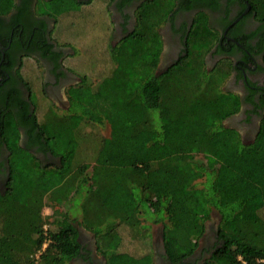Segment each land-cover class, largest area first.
I'll return each mask as SVG.
<instances>
[{
    "label": "trees",
    "instance_id": "obj_1",
    "mask_svg": "<svg viewBox=\"0 0 264 264\" xmlns=\"http://www.w3.org/2000/svg\"><path fill=\"white\" fill-rule=\"evenodd\" d=\"M248 1L264 19V0ZM13 4L0 0V13ZM81 4L50 0L43 12L67 22ZM169 10L141 7L134 32L108 44L109 74L95 82L82 76L67 89L68 109L36 118L32 136L58 161L43 164L28 150L11 148L0 196V264H73L84 256L79 228L94 236L102 264H154V224L161 225L166 262L193 264L213 210L217 243L203 250L200 264H264V144L258 143L264 122L248 144L224 126L238 111L239 97L222 89L230 62L206 70L208 47L195 43L200 25L187 40V54L157 71L161 40L155 27ZM91 123L108 124L109 134L83 137V125ZM197 154L205 163L195 160ZM235 159L234 166L245 167L233 168ZM110 176L112 184H106ZM240 182L248 192L233 196L230 185ZM45 206L53 212L44 217ZM122 226L149 250L140 256L119 251Z\"/></svg>",
    "mask_w": 264,
    "mask_h": 264
},
{
    "label": "flooded vegetation",
    "instance_id": "obj_2",
    "mask_svg": "<svg viewBox=\"0 0 264 264\" xmlns=\"http://www.w3.org/2000/svg\"><path fill=\"white\" fill-rule=\"evenodd\" d=\"M47 1L50 0H13V7L0 13V196L4 195L8 182L13 145L28 150L43 164L58 161L49 151L40 150V144L32 136L37 129L35 113L40 106L45 108L44 113L68 109L67 89L82 80L66 64L69 52L73 51L53 39L52 32L61 27V15L54 18L43 12ZM74 1L83 3L80 7L92 2ZM99 1L110 23L109 46H116L134 32L141 7L170 8L155 27L161 40L157 71L167 69L187 54V40L200 25L195 43L201 44L202 50L208 47L203 54L206 70L230 62L222 89L239 97L238 111L223 124L235 129L243 143L253 141L264 122V19L259 18L248 0ZM31 70L38 91L26 75ZM8 125L10 133L6 134ZM11 135L16 141L11 142ZM79 241L88 259L83 256L72 263L102 264V257L88 250L89 239L80 233ZM152 248L154 264H168L161 256V244L152 241Z\"/></svg>",
    "mask_w": 264,
    "mask_h": 264
},
{
    "label": "rangeland",
    "instance_id": "obj_3",
    "mask_svg": "<svg viewBox=\"0 0 264 264\" xmlns=\"http://www.w3.org/2000/svg\"><path fill=\"white\" fill-rule=\"evenodd\" d=\"M90 4L86 6H82L70 13V17H68L66 22V17H60L61 27L55 28L52 32L53 39L58 42L59 44H63L65 46H69L70 50L73 51L69 52L70 56L67 57L66 64L70 68H72L79 76H86L90 78L92 81H96V78L107 76L111 69V63H109V54H108V33L110 29V23L108 21V17L103 10V5H101V1L99 0H91ZM81 8V9H80ZM80 9V10H79ZM79 12L77 13V11ZM81 14L80 16L78 14ZM67 23V24H66ZM72 53V54H71ZM29 63L34 62L29 60ZM39 69V68H37ZM34 71L26 72L28 79L34 83V87L38 91V84H36V76L33 73ZM40 72V71H39ZM38 85V86H37ZM40 100H43L42 98ZM43 106H45V100H43ZM42 102H40L41 105ZM44 110L45 108L40 106L36 110V118L37 120H41L42 116L44 117ZM109 126L106 123L102 124H86L83 125L82 135L90 136L93 138H100L102 136H107L109 134ZM254 138V137H253ZM254 140V139H253ZM260 140V141H259ZM258 140L259 145L264 144V135L261 139ZM246 142V138L244 139ZM253 141L249 142L252 143ZM246 144V143H245ZM85 144H82L81 147H84ZM87 146V145H86ZM255 157H259L260 155H254ZM195 160L198 162L205 163L206 158L203 154H197L195 156ZM239 159H235L232 161L234 167H245L244 164L235 165ZM256 167L259 166V160L254 159L251 161ZM250 166V165H249ZM91 168L88 170L87 174H90ZM259 170V169H257ZM224 176V174H222ZM113 178L110 176L106 179V184H112ZM245 180V179H244ZM253 182V181H251ZM230 184V183H229ZM101 187V186H100ZM231 194L233 196H242L245 192H248L247 189L244 187V183L240 182L236 188L233 185H230ZM52 209L50 206H45L42 210V214L48 216L52 213ZM261 216L264 218V209L260 211ZM51 219V218H50ZM218 222V213L216 210L211 212L210 218L206 222V229L204 235L199 240L198 248L195 254L191 258V263L193 264H200L202 262L203 256H206L207 253H204L203 250L209 251L214 247L217 243V239L215 237V227ZM47 228L45 224L43 229ZM79 232L85 236V238L89 239L91 242L89 244V251H92L97 254L95 249L94 243V236L82 229L79 228ZM119 234L121 235V246L119 251L126 252L132 256H140L143 253L149 250V247L143 244L142 241L139 239H134L129 231L128 228L120 227ZM150 236H151V251H152V241L156 244H161V225L154 224L150 227ZM88 241V240H87ZM162 246V244H161ZM162 253L164 254L162 248ZM99 255V254H97ZM100 256V255H99ZM162 256V254H161ZM78 264V262H76ZM80 264V262H79ZM122 264V262H119Z\"/></svg>",
    "mask_w": 264,
    "mask_h": 264
},
{
    "label": "built area",
    "instance_id": "obj_4",
    "mask_svg": "<svg viewBox=\"0 0 264 264\" xmlns=\"http://www.w3.org/2000/svg\"><path fill=\"white\" fill-rule=\"evenodd\" d=\"M44 229H45V228H44ZM46 243H47L46 241L43 243L42 248H41L42 250L45 248ZM37 254H39V252H38ZM262 261H264V259H263Z\"/></svg>",
    "mask_w": 264,
    "mask_h": 264
},
{
    "label": "crops",
    "instance_id": "obj_5",
    "mask_svg": "<svg viewBox=\"0 0 264 264\" xmlns=\"http://www.w3.org/2000/svg\"><path fill=\"white\" fill-rule=\"evenodd\" d=\"M78 12H79V11H78ZM78 12H77V13H78ZM70 14H73V15H74L75 13H70ZM81 14H82V13H81ZM81 14H78V15L80 16ZM74 16H76V15H74ZM102 263H103V258H102Z\"/></svg>",
    "mask_w": 264,
    "mask_h": 264
}]
</instances>
